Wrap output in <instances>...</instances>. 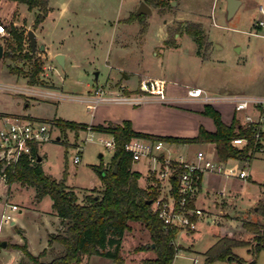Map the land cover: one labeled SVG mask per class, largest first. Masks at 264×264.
<instances>
[{
	"label": "rangeland",
	"instance_id": "1",
	"mask_svg": "<svg viewBox=\"0 0 264 264\" xmlns=\"http://www.w3.org/2000/svg\"><path fill=\"white\" fill-rule=\"evenodd\" d=\"M47 1L49 10L43 25L49 30L46 37L52 42V52L57 49L67 54L63 66L55 61L53 53L39 48L43 43L41 37L36 39L31 57L13 60L3 56L4 50L9 49L7 42L13 41L11 28L24 35L21 52L31 53L26 33L38 25H33L36 9H29L24 3L0 0V24L5 30L0 33L3 47L0 111H9L4 114L47 122L60 118L89 126L111 114L109 108L104 107L120 104L98 103L94 108H87L88 102L84 98L92 95L95 87L101 86L104 95L108 96L116 92L125 94L124 89L137 91L144 77L164 80L167 99L169 94H180L194 86L205 89L207 94H220V89L225 88V94L236 97L264 95V27L257 35L252 34L256 32L252 26L254 20L264 19L258 11L260 4L264 7V0H242L241 6L231 14L226 9L227 0L189 1L188 6L202 14L195 18L202 20L207 39L212 42L207 46L206 57L197 54L196 43L185 33L178 38L179 46L164 45L170 36L168 31H174L182 23L172 18L177 13V3L164 7L148 3L153 11L148 19V15H144L148 25L141 33L139 23L127 24L125 17L131 11L135 13L140 2L146 0ZM34 63L40 70L35 81L29 82L27 74ZM26 87L37 93L49 91L51 94L17 92ZM111 91L114 93H109ZM159 124L168 134L180 137L191 136L196 127L195 117L185 113L164 114ZM52 133V140L38 148L39 155L43 156V171L57 179L64 176L66 185L78 193L80 200L89 189H100L101 170L108 167L113 153L103 140H110L111 135L92 131V139L85 140L86 127L61 130L59 125ZM169 146L174 156L183 155L184 158H194L197 150L202 148L196 142ZM76 155L79 156L77 163L73 162ZM250 168L256 182L250 179L240 186L237 206L243 211L257 201L264 190L259 184L264 182V159H254ZM34 194V187L18 182L7 185L0 176V213L5 203L16 204L18 208L10 211L14 223L0 226V242L5 241V246H0V264H34L19 248L21 245L33 255L45 249L39 258L43 262L63 251L60 243L53 242L49 246L47 241L49 234L62 230L48 212L50 197L46 195L37 201ZM217 212L214 217L217 221L231 224L243 214H258L257 203L245 213L232 212L228 207H221ZM203 213L205 217L209 216L206 211ZM221 232V226L215 221L199 222L192 236L182 233L178 240L182 239L178 247L192 246L191 251L179 250L171 264H226L223 261L207 263L203 256ZM149 243L147 230L138 222H129V228L121 236L118 259L93 254L85 255L78 264H144V259L155 256L154 251L150 248L138 250L137 247ZM114 248L115 245H106L102 250L113 252ZM233 252L245 261L254 258L255 264H264V249L252 254L246 246H235ZM194 258L197 261L194 262Z\"/></svg>",
	"mask_w": 264,
	"mask_h": 264
},
{
	"label": "trees",
	"instance_id": "2",
	"mask_svg": "<svg viewBox=\"0 0 264 264\" xmlns=\"http://www.w3.org/2000/svg\"><path fill=\"white\" fill-rule=\"evenodd\" d=\"M26 4L29 9H36L33 25L40 24L48 13L47 0H6ZM169 0H147V3L155 5H167ZM137 21L140 32L147 27L144 14H130L125 22ZM190 35L197 45V54L206 57L205 51L209 44L207 36L198 22H182L174 31L169 32L168 39L164 41L166 47H175V34ZM10 34L13 41L7 42L8 50H4L3 56L13 60H21L32 56L29 52H21L24 35L22 32L11 28ZM17 52V53H16ZM33 64L27 74L28 81H35L39 67ZM12 72V68L10 69ZM125 94L135 92L142 93L138 86L137 91L124 89ZM263 128L260 129L251 123H241L234 115L231 122L226 124L221 118L220 112L210 103H204L200 114L212 119L214 130H206L199 126L197 134L193 137L153 135L135 131L131 122L127 119L120 123L105 121L103 124L89 125L93 131L111 134L114 139V149L108 167L101 173L102 187L91 188L79 199L78 193L66 185L65 177L55 178L46 174L41 168V162L37 161L36 147L33 149L34 158L22 156L17 162L4 164L0 161V176L4 175L7 185L18 182L21 185L32 186L35 189V198L40 200L49 196L52 210L58 218V233L48 235V245L58 242L62 245V253L54 256L47 262L39 258L44 255L45 249L37 255H33L25 245L19 246L24 255L34 264H78L85 255H106L118 259L121 236L129 228V222L140 223L148 232L150 243L139 245L137 249L150 248L155 256L143 260L144 264H171L176 254L177 246L174 243L180 228L175 226L164 227L156 211L152 209V202L160 195L158 187L160 179L152 176L153 183L145 188L139 183L140 173L132 169L133 160L124 150V144L133 136L157 137L168 143L210 142L214 144L215 158L219 161L228 159H245L258 152L264 146V107H258ZM2 114V113H1ZM56 124L61 130L67 128L76 129L78 126L86 127L88 124H79L73 121L55 118ZM258 133L256 137L255 134ZM235 137L245 138L242 145H233L231 140ZM116 163L115 172L112 171ZM170 173L168 176L169 191L165 198L170 196L174 200L178 197L179 178L183 167L176 161L170 160ZM164 168V160L159 159L158 170ZM65 173V172H64ZM151 201V203H148ZM191 206V202L189 203ZM258 215L264 217V197L257 203ZM244 230L250 232V241L228 236L219 237L204 252L207 263L223 261L226 264H255V259L245 261L233 252L235 246H248V251L256 254L264 249V222L262 220L242 222ZM107 233H110L108 235ZM106 245H115L114 251H103ZM153 245V246H152ZM17 247V246H16Z\"/></svg>",
	"mask_w": 264,
	"mask_h": 264
},
{
	"label": "built area",
	"instance_id": "3",
	"mask_svg": "<svg viewBox=\"0 0 264 264\" xmlns=\"http://www.w3.org/2000/svg\"><path fill=\"white\" fill-rule=\"evenodd\" d=\"M258 11L264 16V7L259 5ZM253 27H264V19L254 21ZM4 26L0 24V33H3ZM256 34V32H255ZM140 88L142 93L135 92L131 94H115L104 95V89L101 86L95 87L92 95L85 97L88 102L87 108H94L98 103H124L132 106L141 105L149 101L173 104L172 101L165 96V82L156 78L144 77L141 79ZM32 93L30 88H22L17 92ZM34 94H47L51 92L45 91ZM187 98L189 101H201L209 103L212 97L208 96L201 88H188ZM235 102V110H246L251 107H264V95L255 97H233ZM245 123H251L262 129V117L255 119L250 115H245ZM56 121L47 122L37 118L24 117L22 115H7L0 113V161L4 164L15 163L22 156H28L31 160L34 158L33 149L38 148L45 142L52 140V131L57 128ZM88 134L85 140L92 139L93 129L86 126ZM111 135V134H110ZM258 136V133L255 134ZM107 147L114 149V139L111 135L110 140H103ZM233 145H242L245 138L235 137L231 140ZM168 142L157 137L149 136H133L125 144L124 150L131 156L133 163L142 159L150 162V175H155L160 179L158 191L160 195L152 202V209L156 211L157 216L161 219L164 227L175 226L181 229H195L196 221L204 215L200 208L189 206L194 193L196 192L203 173L212 172L222 174L225 177L237 175L239 178H245L248 174L244 169L236 170L232 166L226 164V161H219L216 158L208 156L205 152L199 150L193 160H185L183 158L172 159L164 154ZM258 152L264 153V146L259 148ZM39 154V153H38ZM164 160V168L158 170L159 159ZM250 157L245 158L248 160ZM176 160L182 167L183 172L179 178L178 197L176 200L170 196L165 198V194L169 191L168 176L170 173L169 161ZM79 156L76 155L73 162L77 163ZM4 178V175H2ZM165 189V190H164ZM163 192V193H162ZM16 204L5 203L0 213V226L3 223H13L14 217L10 211L17 210ZM177 253V251H176ZM196 261V260H195Z\"/></svg>",
	"mask_w": 264,
	"mask_h": 264
},
{
	"label": "crops",
	"instance_id": "4",
	"mask_svg": "<svg viewBox=\"0 0 264 264\" xmlns=\"http://www.w3.org/2000/svg\"><path fill=\"white\" fill-rule=\"evenodd\" d=\"M189 1H192V0H169L168 4L175 5L177 3V13L172 18L176 19V20H180V22H187V21L198 22L201 24V26L205 32V26H204L202 20L195 18L198 15L202 16V14L199 13L197 11V9L192 10L188 6ZM235 1H237V3H236L237 6H235L233 12L236 11L239 8V6H241V4L243 3L242 0H235ZM143 2H145L148 5L147 0L143 1ZM149 5H151V4L149 3ZM227 5H228V0H227ZM227 5H226V9H227ZM162 7H164V5H162ZM150 10H151L150 13L144 14V15H148L147 19L149 18V16L151 15V13L153 11V9L151 7H150ZM132 12L133 11H131L128 14V16L130 14L134 13V12L133 13ZM185 14H186V16H185ZM189 14L191 16H189L190 18H187ZM127 17H125V18H127ZM147 19H146V22L148 25ZM166 20L169 22V18H167ZM43 21L40 24H38V27L35 30H33L36 39H39V37H41L42 42L45 44V46L43 45V43H41L39 45H43V49L45 48V50L48 53H50V52L53 53L54 57H55V55L61 53L64 56V63H65V58L67 56V54L65 52L57 50V49L52 52V49H53L52 48L53 47L52 42H50V40L47 39L48 37H46L48 35L49 30L44 28ZM254 21H256V20H254ZM132 22H135V21L128 22L127 24L132 23ZM253 23H252V26H253ZM253 28L255 29L256 34H255V32H252V34L257 35L258 34L257 31L261 30L263 27H261V28L260 27H253ZM205 34H206V32H205ZM175 35H177L176 36V43L177 44L175 46V47H177V46H179L178 38L180 37V35H178V34H175ZM141 39H140V41H141ZM208 42H210L212 44L211 41L208 40ZM196 51H197V49H196ZM1 79H0V81H1ZM159 80H162V79H159ZM189 88H201V87L194 86V87H189ZM165 89H166V83H165ZM165 89H164V92H165ZM201 89H203V88H201ZM187 90H188V88L182 90V92L180 94L179 93L169 94L168 95L169 99H172V101H176L173 104L160 103V102H156V101H149V102L143 103L141 105H136V106L120 103L117 105H113L111 107L110 106L104 107V108H109L111 114L108 116H104V118H102L103 120L101 122L93 123V124L94 125L95 124H101V123L103 124L105 121H111L113 123H120L122 120L127 119L131 122V126L135 131L153 134V135L173 136V135L165 132V129L162 128V126L159 124V119H162L164 114L185 113V114H188V115L195 117L196 127L194 130L195 132L193 134H191V136H181V137H193V136H195L197 134V131H198V128L200 125H202L206 130L213 131L214 130V124H213L212 119L208 116H205V115H202L199 113V111L202 110L204 103L201 101H189L187 98ZM203 90L205 92V89H203ZM220 90L222 93L216 94V95L215 94H207L206 92L205 93L208 96L212 97V100L209 103L212 104V106L220 112L221 118H222L224 123L229 124L234 115L240 120L241 123H245L244 122L245 121L244 120L245 115H250L252 118H255V119L260 118V113H259V110L257 107H251L250 106L246 110H240V111L235 110V102L233 100H231V98H233L235 96H233L232 94H225L224 93L225 88H221ZM109 93H114V92L111 91ZM116 93H119V92H116ZM255 96H262V95H253V96H247V97H255ZM174 97H176V98H174ZM25 106L28 107L27 104ZM22 112H26V111H22ZM0 113H2V114L9 113V111H0ZM93 124H91V125H93ZM196 143L200 144L202 147L199 150L205 152L208 156L215 159V151H214V144L213 143H210V142H196ZM171 144H175V143H168L166 145L167 147L165 148V152H164V154L167 155L168 157H170L172 159H179L180 157L185 159V160H193L194 159V158H184L183 155L174 156V151L169 146ZM199 150H197V151H199ZM260 153L263 156H261ZM41 157L43 159V156H41ZM254 159H256V160L264 159V153L256 152L248 160L228 159L226 161L227 165L232 166L236 170L244 169L248 174L245 178H239L237 175L225 177L222 174H217V173H212V172L203 173L202 178H201V182H200L196 192L194 193V195L192 197L191 206L200 208L203 212L206 211L209 214V216L205 217L203 215L202 217H199L196 221V228L195 229H192V230L181 229L177 233L176 238L174 239V243L177 245V252L179 250L191 251L192 246L190 248H187V246H184L182 244L184 246L183 248L181 246L178 247V244L182 243V239H180V241H178V240H179V238H181L182 233H185L187 235L192 236L194 231L197 229L198 223L201 221L202 222H204V221H207V222L215 221L217 224H219L221 226L222 232L219 233L215 237L214 242L219 237H222V236H228V237H233V238H237V239H243V240L250 241L252 234L243 229L242 222L244 220H249V221L262 220L264 222V217L259 216L258 214H255V213H251L250 215L247 213L246 214H243V213H245V211H247L249 208L254 207L255 204L258 203V201L264 197V190L261 191V194H260V197L258 198V200L255 201L247 210H244V211L240 210L239 207L237 206V201L240 199L239 189H240V186L242 187V183L244 181L250 180V179L256 182L255 178H252L253 172L250 168L251 162ZM40 162H42V160ZM150 166H151L150 162L146 159L136 161L132 164V169L136 170L140 173V178H139L140 185H142L145 188L149 187L153 183V180H152L153 178L150 175ZM143 181H144V183H141ZM259 184L264 187V182H259ZM34 196H35V194H34ZM40 200H37V201H40ZM51 204H52V201H51ZM221 207H228V209L231 210L232 212H235V211L238 213L243 212L242 213L243 215L240 216L236 220L235 224H231L229 222L225 223L223 221H217L214 217L217 216V213H218L217 210L221 209ZM48 212H49L50 216L54 220H57V222H58V218L54 214L52 207H51L50 211H48ZM19 228H21V227H19ZM0 232H1V230H0ZM213 243H211V245ZM191 245H193V244H191ZM246 247L248 249V246H246ZM206 249H205V251H206ZM204 252H203V256H204ZM195 260L197 261V258H194L193 261L195 262Z\"/></svg>",
	"mask_w": 264,
	"mask_h": 264
},
{
	"label": "water",
	"instance_id": "5",
	"mask_svg": "<svg viewBox=\"0 0 264 264\" xmlns=\"http://www.w3.org/2000/svg\"><path fill=\"white\" fill-rule=\"evenodd\" d=\"M236 3H237V1H235V0H228L227 11H228L229 14H231L233 12ZM150 12H151L150 7L143 1L140 3L139 7L136 10L137 14H140V13L145 14V13H150ZM26 36H27L28 41H29V47L31 48L32 51H35V48H36V37H35V34H34L33 30L29 29L27 31V33H26ZM39 48L43 49V45H39ZM2 51H3V47H2V45H0V57L2 56ZM54 59L59 65L63 66V64H64V56L61 53L55 55ZM95 78H96V73H95ZM57 139H58V137H57ZM41 160H42V157L40 155H38L37 161L40 162ZM116 166L117 165L115 163L114 166H113V169H112L113 172H115ZM101 173L104 174V170L103 169L101 170ZM148 203H151V201H148ZM0 246L4 247L5 246V241H1L0 242Z\"/></svg>",
	"mask_w": 264,
	"mask_h": 264
}]
</instances>
